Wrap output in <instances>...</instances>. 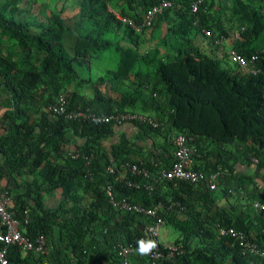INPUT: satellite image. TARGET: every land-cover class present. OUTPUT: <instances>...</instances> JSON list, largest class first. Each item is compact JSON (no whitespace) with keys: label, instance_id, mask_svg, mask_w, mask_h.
I'll return each mask as SVG.
<instances>
[{"label":"trees","instance_id":"obj_1","mask_svg":"<svg viewBox=\"0 0 264 264\" xmlns=\"http://www.w3.org/2000/svg\"><path fill=\"white\" fill-rule=\"evenodd\" d=\"M161 1L0 0V190L33 243L6 245L7 264H121L120 245L132 246L129 264H152L135 248L155 218L113 205L107 187L178 231L183 252L159 264H264L218 232L233 227L264 249L253 205L264 203V75L251 71L264 69V0H201L196 11L197 0H168L149 19ZM61 94L67 111L135 117L54 114ZM178 135L190 167L217 175L214 189L162 176Z\"/></svg>","mask_w":264,"mask_h":264},{"label":"built area","instance_id":"obj_2","mask_svg":"<svg viewBox=\"0 0 264 264\" xmlns=\"http://www.w3.org/2000/svg\"><path fill=\"white\" fill-rule=\"evenodd\" d=\"M201 0H197L192 4V10L196 11ZM170 5V1L163 0L158 4L151 7L147 12L149 19H152L154 14L162 12L165 7ZM124 21H128L130 24L134 25L133 22L125 17H120ZM150 20L146 21V24H149ZM205 34L210 35L209 31H205ZM234 37L238 36V32H234ZM227 40L225 35H221L217 42L221 43ZM229 60L240 66H245L248 63L246 56H243L240 53H237L233 47L228 48L227 50ZM255 56H252L250 61L254 62ZM253 73H262L264 75V69L262 68H252ZM54 114L65 115L69 118L83 117V118H93L94 120L101 121H110L114 120L115 122L122 123L127 118H134L135 115L129 113H114L106 115L101 118H97L95 114L89 110H66V99L64 95H59L57 100L49 107ZM142 118V117H140ZM174 161L172 166L162 171V176L168 179L177 178L188 180L190 182H198L202 179H205L208 183L210 189H214L217 185V175L211 174L208 177H204L203 173L192 169L191 165V154L192 150L186 143V139L183 135H178L174 139ZM128 170L132 173H144L148 175L145 170H140L136 164L128 165ZM109 171L113 172L112 168H109ZM129 186H137L136 183L128 182ZM151 189V187H149ZM106 192L109 196L111 203L117 207H121L127 210H133L152 216L155 218L153 223H149L145 226V231L150 239H156L159 236L160 228L163 225L162 219L156 214V207H143L138 204L129 202L127 199L123 198L119 201L115 200L111 192V188L107 187ZM257 209L264 212V203L255 201L253 204ZM12 207V198L4 191L0 190V241L5 243V246L0 249V264H7L6 258V245L8 244H18L25 249H32L33 243L22 234V231L19 228L20 221L16 218L11 210ZM218 232L221 235H228L234 238V242L238 244L240 252L242 254H258L264 256V249H262L258 243L252 240L249 236H246L241 230H236L233 227H223L218 226ZM163 245L157 246V248L148 255L151 258L152 264H159L164 261H175L176 256L183 252V247L180 244H174L173 241L163 240ZM36 249L44 252L46 250V239L40 237L38 239V245ZM165 249V250H164ZM131 245H120L117 247L118 255L120 256L122 262L121 264L130 263V255L132 253ZM42 264H48L47 261H43Z\"/></svg>","mask_w":264,"mask_h":264},{"label":"clouds","instance_id":"obj_3","mask_svg":"<svg viewBox=\"0 0 264 264\" xmlns=\"http://www.w3.org/2000/svg\"><path fill=\"white\" fill-rule=\"evenodd\" d=\"M156 248H157L156 240L141 238L136 241L135 252L140 256H147L150 255Z\"/></svg>","mask_w":264,"mask_h":264},{"label":"rangeland","instance_id":"obj_4","mask_svg":"<svg viewBox=\"0 0 264 264\" xmlns=\"http://www.w3.org/2000/svg\"><path fill=\"white\" fill-rule=\"evenodd\" d=\"M230 66H233L232 63L228 62ZM159 236L161 239H166L167 241H173L179 236L178 231H175L172 227L168 225H163L160 228Z\"/></svg>","mask_w":264,"mask_h":264},{"label":"crops","instance_id":"obj_5","mask_svg":"<svg viewBox=\"0 0 264 264\" xmlns=\"http://www.w3.org/2000/svg\"><path fill=\"white\" fill-rule=\"evenodd\" d=\"M260 183V182H259ZM261 184V183H260ZM263 191H264V187H263ZM58 194L57 195H54L52 197H48L47 199V204L50 205V206H53V203L56 201V199L58 198ZM160 238V236H159ZM161 239V238H160ZM162 240H165V239H162Z\"/></svg>","mask_w":264,"mask_h":264}]
</instances>
